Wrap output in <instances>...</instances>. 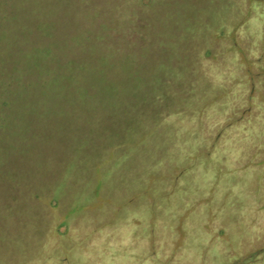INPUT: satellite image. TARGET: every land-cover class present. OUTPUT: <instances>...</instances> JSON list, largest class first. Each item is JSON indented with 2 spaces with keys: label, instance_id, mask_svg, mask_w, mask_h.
Here are the masks:
<instances>
[{
  "label": "rangeland",
  "instance_id": "374dc122",
  "mask_svg": "<svg viewBox=\"0 0 264 264\" xmlns=\"http://www.w3.org/2000/svg\"><path fill=\"white\" fill-rule=\"evenodd\" d=\"M0 264H264V0H0Z\"/></svg>",
  "mask_w": 264,
  "mask_h": 264
}]
</instances>
